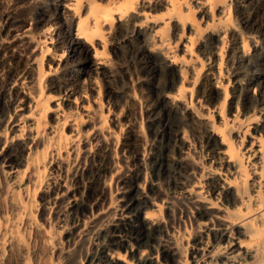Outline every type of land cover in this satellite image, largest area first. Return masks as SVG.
I'll return each instance as SVG.
<instances>
[{"label": "bare ground", "instance_id": "6f19581e", "mask_svg": "<svg viewBox=\"0 0 264 264\" xmlns=\"http://www.w3.org/2000/svg\"><path fill=\"white\" fill-rule=\"evenodd\" d=\"M152 1L141 0L139 4L135 0H120L119 3H114L115 5L112 4L110 7L108 5L107 7L96 8L98 0H61L55 3V11H53L54 8L49 7L39 9L38 21L34 28L32 27L33 30L28 28L26 18H22L18 13H7L3 16L4 18L2 17L3 20H0V74H6V78L0 84V139L3 137V133L6 136L5 141L3 139L2 142L0 141V154L7 150L2 160L0 159V167H2L0 171V206L5 203L6 206L10 205L14 220L29 215L31 218V215L34 214L32 210L36 206L34 202L29 205L21 200V192H26L29 196L32 194V188V198H34L41 187H43L42 192H52V189L57 187L56 182L57 179H60V176L63 178V175H66L65 178H67L69 167L62 168L61 165H57L56 169H53L49 174V176L51 175L49 181L45 182V185L43 184L44 176L47 175L48 164H56L55 162L60 158L62 150L66 149L71 141L73 142L69 134L64 131L70 118V113L66 112V114L65 111L56 117L57 123L55 126L50 127L49 130L51 131L49 134L47 133V136L40 132L41 127L46 125L41 121L44 120L45 115L50 110L49 108L46 109L47 103L53 99L48 93L43 92L42 94H45L42 95L40 92L45 91L43 78L47 75L41 72L39 73L41 76H38V78L41 77V79L39 78L40 83L37 81L39 86L35 85L39 87L40 93L36 98L34 97L36 100L33 98L34 104L32 106H29V103L26 104V113L29 111L27 116L29 119H33L32 116L36 112L38 113L35 115L36 119L33 120L35 122L30 125L23 122V126L15 125L16 128L13 131L14 135L11 137V143H8L7 132L10 131V126L8 127L7 124L3 123L7 120L9 122L13 110H16L13 105L14 108L10 109L11 101L12 103L14 101V105L21 103L22 98H15L18 90L15 91L14 87L19 81L16 79L21 73L20 71L16 74L18 76H15L20 57H22L25 50L23 48L27 47L29 40L31 42V39L36 35L35 30H39V26H45L43 38L45 42L50 39L52 45L55 43L54 48L56 49L58 45L61 46L60 58H63L67 51H70V54H73L77 61L79 60L78 64L83 67L82 75L89 77L88 71L92 70L98 75H103L110 82L116 78V75L111 71L107 73L106 70L110 65L105 57L107 46H109L107 44H111L110 46L116 45L112 50L118 49L119 51L124 44L129 42L130 34H135L140 40L146 42L142 27L148 22H153V19L159 20L161 16L165 15H169L171 21L174 19L176 30L180 24L182 31H186L185 27L193 15L191 9L184 5L186 0H169L166 12H162L163 15L161 14L159 17L158 15L150 16L149 14L147 16L142 14L145 21L137 23L135 21L137 16L135 18V15L139 6L143 9L153 8ZM201 1H204V3L196 2L194 9H200L201 6L207 4L206 11H203L200 16L202 20L207 16L209 19V11L212 14V11L216 10L219 4L225 3L226 5L222 12L220 11L221 14H224V17L220 18V22L224 23L221 28L216 29L217 33L221 34L220 37L217 39L215 36H210L200 46H197V51L211 61L213 60L212 57L215 56L214 49L218 48L215 45L221 43V47L218 48L221 59L218 66L219 77H217V68L212 66L209 69L211 72L204 74L198 86V99L201 97L204 98L205 103L214 104V109L217 108L215 112H218L221 117L220 125L215 126L212 124L213 126H210L212 130L209 131V128L201 123V118L192 110L193 96H190L191 105L187 103L190 89L184 81L175 92L177 73L180 72L179 74L184 79L187 70L183 67L179 56L168 55V61L164 64L169 73L168 81L163 87H155L154 84L152 87V104L149 105L147 116L150 143L147 148L145 146V149L143 148L144 159H139L136 155L137 144L134 137L136 131L130 127L128 135L121 143L122 150L125 149L132 153V161L127 162L128 166L126 167L130 174H125L126 180L123 179L125 180L124 190L126 189L129 195L126 196L124 191L122 195H125L126 198L124 196L122 200L125 198L126 201H123V204H120L121 206L116 209L108 207L106 213V206L103 207L105 200L102 188L107 179L109 180V175H111V180L113 179V172L109 171H112L110 170L112 166L110 160L114 144L113 142H106L107 138L110 139L111 132L108 130V135L103 132L104 126L107 124L105 120L99 127L95 126L96 123L93 122L95 115L82 116L81 114L72 119L74 124L72 134L77 132L75 136L77 138L81 136L85 138L86 134L89 133V131H81L78 123H82L83 119L88 118V123L94 124L92 127V141L84 146L81 156V150H78V146H73V153L76 154L74 162H72L74 163V175H72L73 177L71 174L69 175L71 176L70 179L74 177L79 179L78 181L74 179L73 182H76V184L72 185L71 180L73 179H71V186L65 187V182L68 181L62 180L63 185L60 191L57 188V191L52 192V195L50 194L51 196L48 195L45 199L41 197L40 211L38 210V216L40 217L38 218L45 221L48 215L47 210H51L57 204L55 202L58 197H62L70 191L69 189L72 186H76L77 193L72 194L69 198L66 197L67 200L58 205L60 210L58 209L59 212L57 213L56 233H52V226L48 230L46 229V236L49 237L46 240V236L39 229L41 224L34 222L35 220H30L24 226V235L28 234L29 231H34L37 238L35 240L42 243L44 257H40L37 264H188L189 260L191 261L190 264H264V0ZM65 2L66 4H64ZM2 4L3 0H0V6ZM233 6L234 17L232 16ZM163 7V4L160 5L159 3L155 10H161ZM184 7L188 13L185 12ZM87 8L88 12H86ZM69 11L74 12V15H69ZM75 16L78 18V23H76V36H73L72 26L73 21L76 19ZM126 18H129V20L127 21ZM63 19L66 21V25L65 23L63 25ZM56 25L58 26L56 32L58 40L51 33V31H55L53 27ZM164 25L167 24L164 23ZM190 26L191 29L186 27L190 31V35L183 41L180 52L186 55L190 53L191 57L192 49L196 45L194 34L198 35L200 33L197 31L198 29L195 30L192 25ZM206 26L209 27V21ZM115 27L114 36L109 38V35L107 36L108 29ZM183 32L182 35H184ZM248 32H250V35H255L252 38V43L244 37ZM28 33L31 35L30 38L27 37L28 42L27 39H23L26 42L18 41L19 43L13 48L4 46L5 40L13 39V42H16L18 38L21 40L22 36L25 38ZM49 34L51 38H48ZM182 35L180 34V40ZM239 36L242 37L243 52H241L242 46L239 44ZM227 37L229 40L226 41ZM53 40H55L54 43ZM165 41L166 38L164 44ZM39 42L42 43L43 41L40 40ZM160 42L162 46L163 38L160 39ZM83 43L95 51L94 62L88 58V49L81 47ZM157 44L152 45L150 52L155 53L157 49L160 51V48L164 47ZM227 48H229L228 52L226 51ZM49 51L50 47L46 48L41 58H43V54L45 55ZM226 52L227 58L224 59ZM166 54H169L168 48ZM41 58L39 60H41L42 65L43 60ZM225 61L227 62L225 68L228 75L227 85L221 82L225 72L222 68ZM62 65H64L65 70L70 68L69 61L64 62ZM148 65L149 75L153 77L155 83H159L161 64L157 59H152ZM201 66L203 67V64ZM14 77L17 78L14 79ZM232 77L233 81H231ZM38 78L36 79L39 80ZM68 79L59 82L50 80L49 90L65 88L64 85L67 84ZM196 81H198L197 78ZM213 81H217L224 91V99L221 102L219 101L220 92L217 91L219 87H215ZM31 84H33V80ZM229 86H232V88L230 89ZM76 89L73 86L65 88L67 98L77 96ZM251 89H257V93L251 95ZM23 94L25 95V92ZM69 94L71 96H68ZM78 98H75L74 101L76 105ZM84 98L86 97L84 96ZM30 104L32 103L30 102ZM56 105L61 108L60 102ZM202 106L203 104H200V107ZM235 109L237 111L236 115L233 114ZM213 113L212 108L208 110V117H212ZM227 113L234 115L232 120L229 116L225 117ZM25 115H20L18 121H21ZM250 124L255 125L253 128L254 137H250L252 140L242 149L245 145L244 141L247 138ZM25 128L27 134L23 136ZM187 129L193 131L195 138L197 136L195 134H199L200 146L197 154L199 159L210 158L207 166H213L212 170L204 172V169H202V171L195 174V170L187 162V155L189 156V154L183 152V139H181V134H187ZM198 129L202 131L199 132ZM69 132L71 131L69 130ZM114 137L112 136L113 139ZM145 144L147 145L146 142ZM249 144L251 146L248 149ZM3 145L4 147H2ZM223 146H226V150H223ZM27 151H29L28 157L25 158ZM67 154L69 157V152ZM47 155L49 156V162L42 165ZM5 164H9L7 174L3 167ZM9 172H11V177H8ZM54 174L60 175L59 178H57L58 175H55V178ZM251 176H253V179L250 182L249 178ZM8 178L9 180H7ZM24 178H26L24 185H16L17 182H22ZM97 180L101 182V189L96 194L90 195L91 184ZM3 182L6 183V186ZM165 183L170 188L173 198H175L172 200L184 201L190 205L191 214L193 212L195 214V216H192L196 234L195 240H193L194 243L190 247L189 242H186L187 244L184 245L182 250L177 246L179 245L178 236L175 235V233L179 234L180 231H177L178 226H176L177 213L175 205L172 201H165L160 197L159 186ZM9 184L15 185V187L10 190ZM197 184H199L198 189L200 191L193 192ZM111 189L110 186V193L113 194ZM33 201H36V199ZM99 201L102 207L97 210L94 209L93 212V205L98 204ZM119 202H121V198ZM19 206H22L19 209H22L21 211H17ZM67 207L70 208L68 212L66 211ZM215 210L218 211V214ZM85 211H88L90 215H87ZM96 212H99V214L106 213V216L95 220ZM163 212L165 217H163ZM18 228L19 225L8 230L5 227L2 231L0 228V264H10L11 262L13 264H31L28 260V246L24 236L19 234ZM63 232L69 235L62 241L61 235ZM201 233L202 235H200ZM86 242L91 243L93 248L89 250L90 253L88 252L85 257L84 251L82 254L81 250H85L84 248L87 247ZM56 250L58 253H54ZM188 253L190 258H187ZM128 254L131 259L127 261L126 256ZM179 254H185L182 261L177 257Z\"/></svg>", "mask_w": 264, "mask_h": 264}, {"label": "rangeland", "instance_id": "374dc122", "mask_svg": "<svg viewBox=\"0 0 264 264\" xmlns=\"http://www.w3.org/2000/svg\"><path fill=\"white\" fill-rule=\"evenodd\" d=\"M57 1H61V0H3V4L0 6V8L2 7V9H3V10L0 9V20L2 21L3 18H4L3 16L6 15L7 13L8 14H11V13L12 14L13 13L16 14V13H18V15H20L22 18L23 17H24V19L26 18V20L28 22V28H32V27L34 28L35 24L38 21V13L40 11L39 9L40 8H48L49 7L51 9L54 8L53 11H55V3ZM119 1L120 0H98V4L96 5V8H101V7L103 8L104 6L107 7L108 5H109L108 7H110V6H112V4L115 5V4L119 3ZM135 1L138 2L139 4L141 2V0H135ZM155 1H157V2H155ZM159 1H161V2H159ZM234 1L235 0H233V2ZM62 2H64V1H62ZM152 2H153L152 5L154 6L153 8H145V9H143V8H141L139 6L137 14L135 15V18L137 16V18L135 20L137 23L145 21V18H144V16H142V14L143 15H147V16L149 14H150V16L158 15L160 17L162 12L163 13H164V11L166 12V6L168 8L169 0H153ZM196 2L204 3V1H201V0H186L185 3H184V5L186 7H188L189 9H191V11L193 12L192 19L188 21L186 27H189V29H191L190 25H192L193 28L195 30L198 29L197 31H198V33H200L198 35L194 34L195 35L194 37H196L195 38L196 39V45L192 49L193 52L191 53V57H190V53L189 54L187 53V55H186V54H182L180 52V47H182L183 41L186 38H188L189 35H190V31L188 30V28L185 27L186 31H184L185 32L184 33L182 31V26H180V24H179L180 27L178 26L179 28L177 27V30H176L174 19L171 21L169 15L161 16L159 20H154V19L152 20L151 19L153 22H148L146 25H144L142 27V32H143L144 37H146V42L140 40L138 38V36H135V34H130L129 36H131V37H130L129 42L127 44H124L123 47L121 48V50H119V51H118V49L112 50V48L116 47V45L115 46L114 45L110 46L111 44H107L109 46H107V51H106L105 57L108 60V64H110V65H108L109 67H107L106 70H107V73H108V71L109 72L111 71V72H114V74L116 75L115 76L116 78H114L110 82H108L104 78L103 75H100V74L98 75L96 72H92V70L88 71L89 77L86 76V75H82L83 67H81L78 64L79 60L77 61L76 57L73 54H70V51H67V53L64 55L63 58L59 57L61 55V53H62L61 52V49H62L61 46L58 45L57 49L54 48V44H55L54 42H55L56 39L58 40V37L56 36V32H57V28H58L57 25L53 27V29H55V31H51V33H53L52 36L56 38L55 40H53V43H54L53 45L51 44L52 42H51L50 39H48L45 42V39L43 38L44 37L43 36L44 35V30L46 29L45 26H39V30H37V31L35 30V32L33 31L36 35L33 33L35 36L33 37V39H31V42H30V40L28 42V39H27V37H29V38L31 37V35L29 33L27 34V36L25 35V38L22 36L21 40H20V38H18L19 40L17 39L16 42H13V39L12 40L7 39V41L5 40V44L6 45L4 44V46L10 47V48L11 47L13 48L20 41L22 42V41H25L27 39L26 41L28 42L27 43L28 44L27 45L28 50H27L26 46L23 48V50L24 49L25 50L22 53V57H20V62H22V63H20V62L18 63L19 64L18 65V70L15 72V76H18L16 74L20 73V71H21V73L18 76V78L14 77V79L17 78L16 79L17 81L19 80L17 82L16 86L14 87L15 91H17V90L19 91V92L17 91V96L15 98H22L21 99V103H17L16 105H14L15 104L14 101H13V103L11 101L10 109L15 107L16 110L15 111L13 110V115L11 116L10 121L8 122V120H7V122L3 123V124H7L8 127L10 126V131L7 132L8 143L9 144L11 143L10 140H11V137L14 135L13 131L16 128V127H14L15 125L23 126L22 122L23 123H28V125H30V124H32V122L33 123L35 122L33 120L36 119L35 115L38 114V113L34 112L35 114L32 116L33 119L32 118L29 119L27 117L29 115V111H27V113H26V104L29 103V106L30 105L32 106L34 104L33 103L34 99L37 97V95L40 92H41V94L43 92L48 93L51 96V98H53L52 100H50L51 99L50 98L49 99L50 100L49 103H47L48 106L46 105L47 106L46 109L49 108L50 110L47 112V115H45L44 120L41 121V122H43L46 125L44 127H41L40 132H43V134H45L47 136V133L49 134L50 131H51V130H49L50 127L55 126L56 123H57L56 117L59 114L60 115L63 114V111H65V113L66 112L70 113V118L71 119L69 118V120L67 121L68 124L66 123L64 131L69 134V136L71 137V140L73 139V142L71 141V143H69L68 147L66 149L62 150V152L60 153V158L57 159V161L55 162L56 164H48V162H49V156L48 155H47V158L44 160V163H42V165L48 164L47 175L45 174L44 179H43V184L44 185H45V182L49 181V179L51 178V175L49 176V174H51L53 169L54 170L56 169L57 165L58 166L61 165L60 167H62V168L63 167H67L68 168L69 167L70 173H68L69 171L67 172V178L69 177V179L65 178L66 175H63V178H64L63 179L62 176L57 174L58 175L57 178H59V176H60V179H57V182H56L57 183L56 184L57 187L53 188L52 192L57 191V188L60 191L62 189L61 186L63 185V181H68V182H65L66 183L65 187H67L69 185L71 186V183H72V185L76 184V182H73L74 179H75V181L79 180L78 178H75V177L71 178L73 180L70 179V177L72 175H74V173H73L74 172V169H73L74 168V163H72V162H74V159H75V156H76V154L73 153V151H74V147L73 146L74 145L78 146V150L79 151L81 150L80 151V156H81L83 151H84V146L88 145L92 141L91 140L92 139V135H93L92 127L94 126L95 123H96L95 126L99 127L100 125H102V122H104L103 120H105V122L107 124H105L103 132L106 133L107 135L109 134L108 130H110V132H111L110 133L111 135H109L110 139L107 138L106 142H109V143L113 142L114 146H113L112 157H111V160H110V163L112 165L110 170H112V171H109V172H113V179L111 180V178H110L111 175H109V180L107 179V182L105 183V185H103L102 190H104L103 191V193H104L103 195H104V200H105V204H106V205L103 204V207L106 206V209L108 207L111 208V209L112 208L116 209L117 207H120L123 204V201L124 202L126 201L125 198L129 194L127 193L126 189L124 190V188H125V180H126L125 174H128V175L130 174L127 171L126 167L128 166L127 162L132 161V156H131L132 153H130L129 151H127L125 149L122 150L121 149L122 148L121 143L123 142V140L128 135V130H130V127L135 129L136 133L134 134V137H135V141H136V144H137V148H136L137 154L136 155L139 157V159L140 158L144 159V149H145V147L147 148L149 143H150V136H149V133H148V130H147V121H148L147 116H148L149 105H150V103L152 104V102H151L152 101V97H151L152 96L151 95L152 94V87H153V84H154L155 87L156 86L163 87L164 84H166V82L168 81L169 73H168V70L166 69V67L164 65L168 61V59H167L168 55L169 56L170 55L171 56H173V55L179 56L180 59L182 60L183 67L186 68V70H187L186 74L184 75V79H182L181 74H179L180 72L177 73V78L178 79L176 78V89H175V92L178 89V87L182 84V82L184 81V83L190 89L189 95L187 96V103L190 104V101H191L190 98L193 96L192 110L197 114V116H199V118H201V120H200L201 123L203 125H205V127L209 128V131L212 130V128L210 127L212 124L215 125V126L216 125L217 126L220 125L221 117H220L218 112H215L217 110V108L214 109V107H213L214 104L205 103L204 98H201V97L198 99V86H199V83H200L201 79L203 78L204 74L211 72V70H209V69L212 66L213 67L215 66L217 68V77H219L218 66H219V63H220L221 59H220V56H219L220 51L218 50V48L221 47V43H217L215 45L218 48L214 49L215 56L212 57L213 60H211V61L208 59V57L207 58L204 57L203 54H201V53H199L197 51V48H198L197 46H200V44L203 41H205L207 38H209L210 36L211 37L215 36L217 39H218V37H220L221 34L217 33V30H218L217 28H221L222 27L221 25H223V23H224L222 21L220 22V18L224 17V14L223 13L221 14V12H222L223 8L226 5H225V3L219 4L216 7V10L212 11V14H210V11H209V17H210L209 19H208V16H207V18L202 20L200 16L202 15L203 11H206V5L207 4L201 6V8H202V9L200 8L202 10L201 11L200 9H194ZM156 3L157 4L160 3V5L163 4L165 9L163 7V9H161V10H157V9L155 10V8L157 7ZM64 4H66V2ZM232 9H233L232 16L234 17L235 16L234 6H233ZM184 10H185V12L187 11V9L185 7H184ZM182 11H183V9H182ZM1 12H2V15H1ZM86 12H88V8H87ZM143 12L146 13V14H144ZM73 13L74 12L69 11L68 14L69 15H74ZM186 13H188V12H186ZM78 15H80V14H78ZM212 15H213V18H214L213 20H212ZM75 18H74L75 22L73 21V26H72V34H73V36H76V31H77V28H76L77 24L76 23H78V18L76 16H75ZM126 20L128 21L129 18H126ZM126 20H124V21L127 23ZM214 20H215V22H214ZM208 21H209V27L206 26ZM61 22H62V20H61ZM64 23L66 25V21L63 19V25H64ZM164 23L167 24V25H164ZM33 28H32V30H33ZM149 28H151V30H149ZM115 30H116V27L113 28V29H108L107 36L109 35L108 37L112 38L114 36L115 32H116ZM182 32H183L184 35H182ZM12 33L16 34L14 32H12ZM151 34L153 35V37H152ZM180 34L183 36V37L181 36V40H180ZM217 34H218V36H216ZM245 35L246 36H244V37L248 40V42L252 43V38L255 35H250V32H248ZM256 36H257V34H256ZM47 37H48V35H47ZM48 38H51L50 34H49ZM162 38H163V45L162 46H164V47L161 46V42H160V39H162ZM165 38H166V41H165V44H164ZM23 39H25V40H23ZM39 39L41 40V42L42 41L43 42L40 43ZM227 40H229L228 37L226 38V41ZM9 43L11 44V46H10ZM155 43L156 44L158 43L157 45L161 46L162 49L160 48V51L157 49V52L152 53V52H150V48H152V45H155ZM166 43L168 44L167 47H166V45H167ZM239 44H240V46H242L241 47V52H243L244 49L242 50V48H243L244 45H243V42H242V37L239 38ZM82 45H83V46H81L82 48L88 49V52H89L88 53V58H90V61L94 62L95 51L92 50V48H90V47L88 48V45H86L84 43ZM48 47H50V51L45 53V55L43 54V58H41L42 57V53H44V51ZM167 48H168V53L169 54H166ZM228 49L229 48H227V50H226L227 52H228ZM18 52H19V50H18ZM227 52L224 55V59L227 58ZM35 58H37V60L34 61ZM40 58L43 60V64L42 65H41V60H39ZM152 59H157L159 61V63L161 64V66H160L161 77H160V82L159 83L158 82L155 83L153 77L151 75H149V65H148V63H149V61H152ZM66 61H69V65H70V68L68 70H65L64 65H62ZM71 62H72V64H71ZM202 64H203V67L201 66ZM38 66H39V70H38ZM226 66H227V62L225 61V63H223V67H222V68H224V71H225ZM54 69H55V72H54ZM40 70H42V71H40ZM41 72L47 74L43 78V81H45V83L41 80L43 82V85L46 87L45 91H40V89H38L39 88L38 86H39V83H40V79H41V77H39L40 78L39 79L38 76H41L39 74ZM196 73H197V75H196ZM0 75L3 76V77L0 76V84H2L4 79L6 78V74L1 73ZM63 76H65V77H63ZM36 78H38L39 80H37ZM196 78H197L198 81H196ZM227 78H228V75H227V72L225 71L224 74H223V79H221V82L225 83V85L228 84V82L226 80ZM67 79H68V81L66 82L67 84L64 85V87L65 88H70V87L73 86L74 88H77L76 89L77 90V93H76L77 96L74 95L71 98L70 97L67 98V91L65 90V88H63V89L62 88H60V89L55 88L56 90L55 89L49 90L48 87L50 85V82H49L50 80L51 81L55 80V81L59 82V81L67 80ZM231 79H232L231 81H233V77ZM32 80H33V84H31ZM77 80H79V81H77ZM37 81H39V83ZM180 81H181V83H180ZM192 82H193V84H192ZM71 83H73V84H71ZM213 84H215V87H219V88H217V91H218V93L220 92L219 93V96H220L219 97V101L221 102L224 99V91H223L222 87L220 86V84L217 83V81H213ZM35 85H38V86H35ZM21 86H23V87H21ZM229 88L231 89L232 86H229ZM22 91L25 92V95L23 94L24 92H22ZM250 93H251V95H254L255 93H257V89H251ZM28 94H30V95H28ZM44 94H42V95H44ZM33 95H35V96H33ZM68 96H71V95L69 94ZM84 96L86 98H84ZM77 97H79V98L77 100V105H76V104H74V101H75V98H77ZM43 99H44V97H43ZM199 101H200V103H199ZM30 102L32 104H30ZM59 102L61 104V108H58L57 105H56ZM88 103H90V104H88ZM200 104L201 105L203 104V106L200 107ZM12 105L14 107H12ZM16 106H18V107L16 108ZM82 107L85 110H87V111H85ZM211 108H212V111H214V113H213L212 117L211 116L208 117V115H207L208 114V110H210ZM235 108H236V106H235ZM233 112H234L233 113L234 115L237 114L236 109ZM76 113H77V115H76ZM22 114L23 115L27 114V115L23 116L21 121H18V119H19L18 117L20 115H22ZM81 114H82V116H85L87 114H90V115H93V116L95 115V120H93L94 124L91 123V122L88 123V118L83 119L82 123H78V125L80 126V130L81 131H83V132L89 131V133L86 134V137H85L87 139H85L83 136H81L79 138L75 137L77 132H73L74 134H72V126H74L72 119L78 117V115H81ZM227 114L225 115V117L227 118V116H229L230 120H232L234 115L233 114L230 115L229 113H227ZM107 126H108V128H107ZM249 126H251V127H249ZM249 126H248V129L249 128L250 129L247 132V138L244 141L245 145L242 147V149H244L245 146L248 145V143H250V140H252L250 137H254L253 128H254L255 125L254 124H250ZM69 130L71 132H69ZM198 130H199V132L202 131L200 129H198ZM24 131L25 132H24L23 136H26L27 129L25 128ZM186 132H187V134H184V133L181 134V139H183L182 140V142H183V152L189 154V156L187 155V162L195 170V174L199 173L200 171H202V169H204V172L210 171V169L212 170L213 166L212 167H210V165L207 166L208 161H209L210 158L208 157V158H204V159H199V155L197 154L198 147L200 146V141L198 140L199 134L196 133L195 136L196 135L197 136L195 138L193 136V131L191 129H187ZM112 136L113 137L115 136L114 139H116V140H114L112 138ZM2 139L4 141L6 140V136L4 135V133H3V137H1V139H0L1 142H2ZM74 139H75V141H74ZM217 139H219V141H221L220 138L217 137ZM41 140H43V138H41ZM145 142L147 143V145L145 144ZM79 143H80V146H79ZM250 146L251 145L249 144L248 149L250 148ZM2 147H4V145ZM71 147H73V148H71ZM225 148H226V146H223V150H226ZM6 151L7 150H4V152H2L0 154V159L1 160H2L3 155L5 154ZM0 152H1V149H0ZM67 152H69V157H68ZM245 152H246V150H245ZM28 153H29V151H27V153H25V158L28 157ZM145 156H147V155L145 154ZM8 166H9V164H5L3 166L6 174H7V171H9V167ZM1 169H2V167H0V171H1ZM10 173L11 172H9L8 177L10 176ZM69 174H71V176ZM55 175L56 174H54L53 176L55 177ZM83 178H84V176H83ZM2 179L4 181V176L3 175H2ZM65 179H67V180H65ZM123 179H125V180H123ZM252 179H253V176H251L249 178V181L251 182ZM7 180H9V178ZM70 180L72 181L71 183H70ZM25 182H26V178H24V180H22V182H19V183L17 182L16 185L22 186V185H24ZM3 183L6 186V183L5 182H3ZM109 184H111L110 185L111 188H112L111 192L113 191V194L110 193ZM9 185H10V187H9L10 190H12L13 187H15V185L14 186L12 184H9ZM44 185H42V186H44ZM116 186L118 188H121V189H118V188L116 189ZM119 186H121V187H119ZM159 187H160L159 188L160 189L159 193L161 194L160 195L161 199H164L165 201H172L174 203V205H175V210H176V213H177V217H176L177 218V225L176 226H178L177 227V231L180 230L179 234L175 233V235L178 236L177 237V241H178L179 245H177V246L179 247L180 250H182L184 245L187 244L186 242H189V246L190 245L192 246V244L194 243L193 240H195L194 238H195V235H196L195 234V229H194V226H193V223H192V220H194V218H192V216H195L194 212L191 214L190 207H189L190 205H188L184 201H181V200H178V199L172 200V199H175V198H173L174 196H173L172 192L170 191V188H168V186L166 185V183L164 185L162 184ZM198 187H199V184H197L195 186V188L193 189V192L194 191L199 192L200 190L198 189ZM42 188L43 187H41V189H38L37 195L34 197L36 199V201H33L35 199L32 198V195H33L32 188H31V193L32 194H30L29 196H28V194L26 192L25 193L21 192V200H23L24 202L28 203L29 205L30 204L32 205L33 202L35 203L34 204V205H36L34 207L35 209L32 210L33 213H34L33 214L34 217H33V215H31V218H30V215L29 216H24L23 218L21 217L19 220L16 219L17 220L16 221V220L13 219L14 218V214L12 215V212H11L12 209H11L10 205L6 206L5 205L6 203H5V204H3L4 206L3 205L0 206V220H1L0 221V228H1V231L5 227H7V230H8V229L13 228L14 226H18L19 225L18 231H19V234L21 236H24V238H25V242H26V244L28 246V249H29L28 250L29 251L28 260H30L29 262L31 264H37V261H40V257H42V258L44 257L43 256V250H42L43 246L41 245L42 244L41 242H39L38 240H35L37 238L35 236L36 233L34 231L33 232L29 231L28 234L24 235V231H25L24 226H25V224H27V222H29L30 220L32 221V219H33V221L35 220L34 222H37L39 225L41 224V226L43 228L41 226L40 227L38 226V227L41 230V232H43V234L45 236H46V229L48 230L51 226H52L51 227L52 228V233L55 234L56 233L55 231H57V227L55 225L58 222L57 213L60 210L58 208V205L60 203H62L63 201H66L67 198H69L72 194H74V193L76 194L77 193L76 186H72V188L69 189L70 191L69 192L67 191L68 193H65L62 197L59 196L57 201L56 202L54 201L57 204L55 206H53L51 208V210H49V211L47 210L48 215H47L46 220L44 221V220L38 218V217H40V216H38L39 215L38 213L40 211V206H41V202H42L41 197H43V199H45V198H47L48 195H50V194L52 195V192L51 191L42 192ZM99 189H101V182L98 181V180L92 182L91 189L89 190L90 195L96 194L99 191ZM118 190H121V191H118ZM124 191L126 193H124ZM123 193L126 196L122 195ZM124 196H125V198L122 200V198ZM169 197H171V198H169ZM120 198H121V202H119ZM179 201H180V203H179ZM177 203H179V204H177ZM100 205H101L100 201L98 202V204L93 205V212H94V209L97 210L98 208L102 207ZM185 205H186V207H185ZM20 207H22V206H19V208H17V211H21L22 210V209L19 210ZM108 209H107L106 213L108 212ZM69 210H70V208L67 207L66 211L68 212ZM85 212H86L87 215H90V213H89L90 210H89V212L88 211H85ZM45 213H46V211H45ZM106 213L99 214V212H96L97 216H95V220H98L101 217L102 218L105 217ZM216 213L218 214V211H216ZM164 214L165 213L163 212V217H165ZM26 219H28V220H26ZM207 227H208V225H207ZM68 235L69 234H65L63 232L62 235H61V240L65 239V237H67ZM200 235H202V233ZM58 237H59V235L57 236V239H56L57 242H58V239H59ZM0 239H1V236H0ZM45 239L47 240V239H49V237L46 236ZM77 241H79V240H77ZM92 248H93L92 244L91 243H89V244L87 243V247L84 248L85 250L82 249L81 253L84 251L83 253H84V256L86 257L87 253L88 252L90 253L89 250H91ZM54 253H58V251L56 250ZM180 253H181V251H180ZM182 256H183V258H182ZM177 257H178V259L180 261H182V259L185 258V254H183V255L179 254ZM187 258H190L189 257V253L187 254ZM130 259L131 258L129 257V254H128V256H126V260L128 261ZM85 263H86V261H85ZM190 263H191V261L189 260L188 264H190ZM10 264H13V262H11Z\"/></svg>", "mask_w": 264, "mask_h": 264}]
</instances>
